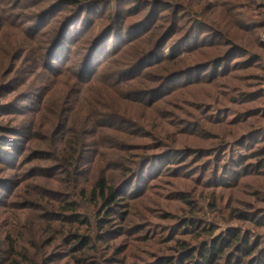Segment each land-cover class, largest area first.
<instances>
[{
	"label": "rangeland",
	"instance_id": "1",
	"mask_svg": "<svg viewBox=\"0 0 264 264\" xmlns=\"http://www.w3.org/2000/svg\"><path fill=\"white\" fill-rule=\"evenodd\" d=\"M38 1L0 0V264H193L230 232L256 251L206 264H264V0H106L61 62L69 13ZM122 18L128 34L92 46ZM102 178L113 210L91 196Z\"/></svg>",
	"mask_w": 264,
	"mask_h": 264
},
{
	"label": "trees",
	"instance_id": "2",
	"mask_svg": "<svg viewBox=\"0 0 264 264\" xmlns=\"http://www.w3.org/2000/svg\"><path fill=\"white\" fill-rule=\"evenodd\" d=\"M105 1L106 0H100V1L99 0L98 1H95V0H61L60 3H57V5H55V6H58V4H61L60 5L61 7L64 6L67 10L66 12L69 13L70 17L67 20L63 18L61 19L62 23L66 22L63 25V27L64 29H66V26H67L68 27L67 30L66 31L62 30L63 28L60 26V29H57L55 32V35L53 36V41L56 38L57 39L54 41L53 47L52 45L50 47L51 49L52 48L54 49L56 46L57 47L55 48V51L50 52V54L48 55V58L50 60L52 59V60L61 62L64 58L68 56L66 47L64 48V46H59V45L62 44L63 41L68 40L69 42L68 44L74 46L75 41H77L80 38L83 39V37L85 36L84 34L90 28V24H94L91 20V16L98 17V15L93 13L91 9L94 7H98V6H103L105 4ZM48 2L49 0H40L38 1L37 6H39L40 4H46ZM53 2L54 1H52V3ZM41 10L42 9L37 10V14L34 16V18H39L40 15L44 14L43 12L41 13ZM82 16H83V19H81ZM101 18L103 20H107V18H105L104 15H102ZM81 22H82L81 31H79L80 30L79 29L77 33V30H73V27L74 29H76L77 24ZM145 22L146 21H144L142 24H144ZM126 23L127 22H123V18H122L120 22L118 23L113 21L110 24H107L101 28L97 26L98 28L96 30L94 29V33H93L94 35L92 38L93 39L92 46H98L106 42L108 39H110V37L114 38V36H116L115 35L116 33H114L115 30L117 32V35H119L120 37L124 36L123 34H128L131 31V29L128 28L129 26ZM148 23H150L149 20L147 22V25ZM145 30H147L146 33L149 30L151 31L150 27H148L147 29H144L142 32H145ZM157 30H158L157 26L154 27V24H153V30L151 31V34H152L151 36H153V33L155 36L157 34L156 33ZM137 37H128L127 41L120 42L115 48L113 47L112 49H109L110 51L104 50V53L102 54L100 53L101 51H94V50L88 51L86 58L82 61L81 68H79L77 75L76 73L75 75L80 76L81 78H85L89 82L90 79L94 78L93 75H96L98 73L99 68H101L102 66V62L104 61V58L107 59V56H109L110 54L111 55L118 54L119 52L122 51L124 47L130 44L133 40H136ZM96 48L94 49L97 50ZM140 54L141 53H136L137 58H138L137 63L134 62L133 64L129 66L131 70H137L138 72H140L142 68L144 67L143 65V67L139 69V66H140L139 61L143 62L142 60L146 58V56L141 57ZM98 77H96L95 79L96 81H99ZM121 84L126 85L130 89H133V86L138 84V82L133 83L132 81V83H128L127 81H122ZM113 92H114L113 95H116L122 101L124 102L131 101V99L129 98V95L124 93L123 91L113 90ZM117 110L113 109L112 112L110 113L111 114L110 116L112 118H114V116L120 117V112H117ZM4 158L6 159V157ZM91 196L94 200H97V199L101 200L104 207L106 206L109 210L110 209L113 210L117 206H120L118 203V201L121 199L120 194L118 193L116 188L112 187L111 185L110 186L108 185L106 178H102L99 180L97 186L91 191ZM110 212H113V211H110ZM228 235L230 236V238L224 237V238H221L215 244H212L206 247H201L196 251H192V252L189 251L190 253L187 256V261H190L193 264H206L212 259L220 260L225 255V251L228 248H233L236 250V252H238L236 254V257H237L236 259H239L243 254L244 255L247 254L248 256L256 251V246L249 244V241L246 240L244 237L242 239V237L240 236L238 232L236 233L230 232ZM232 262L233 261H229L228 264H232ZM172 263H173V260L169 262V264H172ZM238 264H244V262L241 261ZM247 264H257V263L253 261Z\"/></svg>",
	"mask_w": 264,
	"mask_h": 264
}]
</instances>
